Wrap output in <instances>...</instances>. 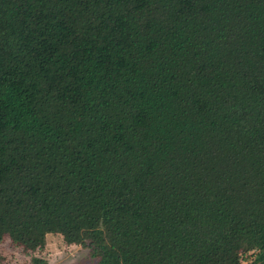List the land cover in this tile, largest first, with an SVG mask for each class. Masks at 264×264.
<instances>
[{
    "label": "trees",
    "instance_id": "16d2710c",
    "mask_svg": "<svg viewBox=\"0 0 264 264\" xmlns=\"http://www.w3.org/2000/svg\"><path fill=\"white\" fill-rule=\"evenodd\" d=\"M49 234L264 264V0H0V243Z\"/></svg>",
    "mask_w": 264,
    "mask_h": 264
},
{
    "label": "rangeland",
    "instance_id": "374dc122",
    "mask_svg": "<svg viewBox=\"0 0 264 264\" xmlns=\"http://www.w3.org/2000/svg\"><path fill=\"white\" fill-rule=\"evenodd\" d=\"M0 253L5 258L3 264H28L30 261L29 255L14 247L8 239L0 243ZM40 256L46 258L49 264H94L88 249L77 245L69 246L58 234L47 236L46 247ZM242 264L251 263L245 260Z\"/></svg>",
    "mask_w": 264,
    "mask_h": 264
}]
</instances>
